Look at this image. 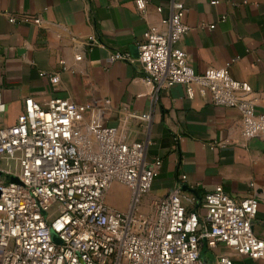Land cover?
Listing matches in <instances>:
<instances>
[{
  "label": "built area",
  "instance_id": "1",
  "mask_svg": "<svg viewBox=\"0 0 264 264\" xmlns=\"http://www.w3.org/2000/svg\"><path fill=\"white\" fill-rule=\"evenodd\" d=\"M134 5L144 14L145 0ZM186 12L183 3L171 1L165 29L146 31L136 59L116 52L109 62L138 64L154 94L180 85L188 98L196 91L209 95L214 107L237 110L244 140L264 135V114L247 98L249 84L231 77V63L201 74L190 66L179 47L189 29ZM85 43L101 45L92 36ZM47 77L58 82L56 74ZM23 104L14 125L0 126V160L14 164L11 177L17 179L0 182V264H234L228 255L213 254L219 246L264 259V240L253 232L254 196L237 200L216 186L198 200L183 189L181 176L166 197L149 203L152 213L145 216L140 202L160 162L146 161V144L130 141L120 129L125 126L105 125L107 101L95 109L62 98ZM4 112L0 93V117ZM129 118L149 121L148 115ZM113 184L129 191L126 211L106 203ZM203 246L210 257L201 258Z\"/></svg>",
  "mask_w": 264,
  "mask_h": 264
},
{
  "label": "crops",
  "instance_id": "2",
  "mask_svg": "<svg viewBox=\"0 0 264 264\" xmlns=\"http://www.w3.org/2000/svg\"><path fill=\"white\" fill-rule=\"evenodd\" d=\"M134 1L0 0V93L5 104L0 126L16 123L26 98L42 106L62 98L93 109L107 101L105 125L125 126L120 129L130 141L146 144V161L160 162L148 204L166 197L181 176L186 177L183 189L198 200L216 186L237 200L254 196L253 232L264 240V135L244 140L237 110L214 107L209 95L196 91L188 98L180 85L154 94L138 64L109 62L116 52L136 59L146 31L165 29L162 21L171 1L181 2L189 29L179 47L190 66L201 74L231 63V77L249 84L247 98L254 100L256 113L264 114V0H145L144 14ZM24 17L38 18L39 24L22 23ZM91 36L101 45L86 44ZM54 74L56 84L47 77ZM132 113L148 115L149 121L131 120ZM15 173L12 162L0 160V182ZM112 188L126 194L124 205L110 201ZM129 199L119 184L106 195V203L120 211L128 209ZM213 254L228 255L234 264H264V259L224 246Z\"/></svg>",
  "mask_w": 264,
  "mask_h": 264
},
{
  "label": "rangeland",
  "instance_id": "3",
  "mask_svg": "<svg viewBox=\"0 0 264 264\" xmlns=\"http://www.w3.org/2000/svg\"><path fill=\"white\" fill-rule=\"evenodd\" d=\"M123 190H125V189H123ZM110 194H111V200L110 201L112 203H114L118 206L125 204V202L127 200L126 194L124 192H122L119 188H116V189L112 188L110 190ZM146 198H147V195L144 198H142V200L140 202V206H141L142 212L145 214V216H150L152 211H151V208L149 207L148 202L145 201ZM116 208H118V207H116ZM119 209L125 210L126 207L123 209L122 208H119Z\"/></svg>",
  "mask_w": 264,
  "mask_h": 264
},
{
  "label": "water",
  "instance_id": "4",
  "mask_svg": "<svg viewBox=\"0 0 264 264\" xmlns=\"http://www.w3.org/2000/svg\"><path fill=\"white\" fill-rule=\"evenodd\" d=\"M9 181L12 183H16L17 179L15 177H10ZM200 255H201V258H203V259L206 257H210L208 254H206V247L205 246H203Z\"/></svg>",
  "mask_w": 264,
  "mask_h": 264
}]
</instances>
